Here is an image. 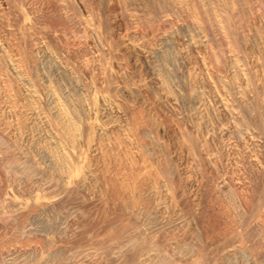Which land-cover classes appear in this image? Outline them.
<instances>
[{"label":"bare ground","instance_id":"6f19581e","mask_svg":"<svg viewBox=\"0 0 264 264\" xmlns=\"http://www.w3.org/2000/svg\"><path fill=\"white\" fill-rule=\"evenodd\" d=\"M193 3L0 0V264H226L236 237L264 246V221L244 203L253 193L264 208V0H222L221 18ZM168 54L184 85L198 81L186 63L205 69L209 96L194 93L205 113L168 103L163 88L189 98L174 90ZM170 133L178 147L162 140ZM202 193L227 200L209 202L211 257L183 244L206 220L193 208ZM175 202L193 222L171 214ZM75 206L80 218L63 223Z\"/></svg>","mask_w":264,"mask_h":264},{"label":"rangeland","instance_id":"374dc122","mask_svg":"<svg viewBox=\"0 0 264 264\" xmlns=\"http://www.w3.org/2000/svg\"><path fill=\"white\" fill-rule=\"evenodd\" d=\"M196 1V2H195ZM197 1H200V2H198L197 3ZM226 1V0H225ZM227 1H231V0H227ZM232 1H234V3H235V5H237V3H239V1L238 0H232ZM248 1H250V2H253L254 0H248ZM191 2H194L193 4L195 5V7H197L198 9H200V10H202L203 8H204V10H206V11H214V12H210V13H212L213 14V16H216L217 18H221L222 17V13H224V12H221L220 10H224V8H223V6H221L222 5V0L220 1V0H191ZM208 2V3H207ZM215 2L217 3V4H215ZM203 3L205 4L204 6H202L203 5ZM208 5H207V4ZM213 3V4H212ZM233 3V4H234ZM202 4V5H201ZM219 4V5H218ZM198 5H200L199 7H198ZM207 5V6H206ZM210 5V6H209ZM212 5V6H211ZM216 5L218 6V7H216ZM203 8H202V7ZM220 6V7H219ZM209 7V8H208ZM210 8H212L211 10H210ZM215 8V9H214ZM218 8H220V9H218ZM258 8V11H260V12H263L264 13V8L262 9V7H257ZM257 10V9H256ZM214 13H216L217 15H215ZM169 14V13H168ZM196 15V14H195ZM192 15L191 17H190V19H191V21H196V22H198L199 21V23H201V19H199L198 18V16L196 15ZM194 16H195V18H194ZM219 16V17H218ZM196 17L198 18V20L196 19ZM195 19V20H194ZM164 45H166V44H164ZM237 53H239V51H236V54ZM241 55V54H240ZM173 57H171L170 56V54H168L165 58H163L162 60H164V62H167L165 65V67H167L168 68V74H172L173 73V75L174 76H172L171 77V81H172V83H173V87H174V90L175 89H177L178 88V91H181L182 93H185L186 94V96L188 95L189 96V98L186 100V99H180V97H178V98H176L177 96H175V95H170V94H165V93H167V91H166V89L165 88H163L164 90H162L163 92V94L164 95H166V96H168V98L169 99H167L168 100V103L169 104H171L170 102H172V104L170 105V106H174L173 108H175L176 109V113L178 114V115H189V114H193L194 112L193 111H195L196 110V105H195V103L200 107V102H198L197 100H195L196 99V94L194 95V93H196L195 91H197V94H198V92H199V90L200 91H202V89H210L209 87H208V84L205 86V84L206 83H204L203 81H202V79H204V77H206L205 79H207V78H209V77H207V75H206V71H205V69H202V65H200L199 63H195V61H193V63H186V65H188V66H186V67H189L188 69H190L192 72H193V67H195V65H197V67L195 68L196 70H197V79H198V81H199V85L201 86V88H200V86L198 85V81L197 80H192L190 83H188V85H184L183 84V81L182 82H180V72L178 71L179 69H181V67H180V65H182V64H179V66H178V64H177V62H178V60L176 59V61H175V59H172ZM155 59V58H154ZM158 60L162 63V61L158 58ZM174 60V61H173ZM158 61V64H160V62ZM179 63H180V60H179ZM254 64V63H253ZM191 65V66H190ZM180 67V68H179ZM201 67V68H200ZM210 67H212V69L214 68H219V70H220V72L222 71V72H224L225 73V68L226 67H223V65H221L220 64V66L218 67L217 65H216V63H212L211 65H210ZM203 72H200V70ZM215 69V70H216ZM170 70V71H169ZM190 70H188L189 72H190ZM196 70H194L195 72H196ZM218 70V69H217ZM216 70V71H217ZM170 72V73H169ZM179 72V73H178ZM200 72V73H199ZM176 73V74H175ZM178 74V75H177ZM203 74H205V75H203ZM223 74V73H222ZM188 75V74H187ZM225 74H223V76H224ZM199 76H204V77H201V79L199 80ZM195 81V82H194ZM193 82V84H191ZM202 82L204 83L203 85H202ZM209 81H208V79H207V83H208ZM190 84V85H189ZM198 85V88L199 89H197L196 87H195V89H194V85L195 86H197ZM209 84H210V82H209ZM175 85V86H174ZM192 85H193V87H192ZM211 85V84H210ZM177 86V87H176ZM191 86V87H190ZM204 86V87H203ZM203 87V88H202ZM208 87V88H207ZM211 87V86H210ZM180 89V90H179ZM185 90H186V92H185ZM190 90V91H189ZM208 90H205V91H207L206 93L204 92V91H202L204 94H207L208 95ZM192 91H194L193 92V97H192V95L190 96L189 94H191V92ZM161 93V94H162ZM189 93V94H188ZM207 95H204L205 97L207 96ZM187 96V97H188ZM209 96V95H208ZM208 96L206 97V99L208 98ZM171 97H173V98H171ZM190 97H192V98H190ZM155 98H156V96H155ZM174 98L175 99H177V100H174ZM155 100L156 99H154V103H155ZM193 100V102H191ZM189 102V103H188ZM195 102V103H194ZM198 102V103H197ZM193 103V104H192ZM191 104V105H190ZM159 104H155L154 106H156V107H154V109H155V112H159L158 114H161V116H163L162 117V119H164V120H166V121H169L168 119H169V115H168V113H167V111H165L164 109L163 110H161L160 111V109H159V106H158ZM189 105V106H188ZM193 105V106H192ZM202 106V105H201ZM192 107V108H191ZM204 106H202V108H203ZM182 108V109H181ZM201 108V107H200ZM189 109V110H188ZM193 109V110H192ZM179 111V112H178ZM191 112V113H190ZM203 112L205 113V107H204V110H203ZM189 113V114H188ZM165 115H166V117H165ZM184 126L186 127V129H188L189 130V132L191 133V130L194 132V134H195V130H193L192 129V127H191V122L189 121V120H187V122L184 124ZM154 132H156V130L154 131ZM154 132H152L150 135L152 136V137H150L151 138V141L153 142V141H155V135H156V133L158 134V132H156V133H154ZM192 132V133H193ZM158 135H160V134H158ZM170 135H171V133H170ZM198 135H201V134H199L198 133ZM154 136V137H153ZM160 137H162L161 135H160ZM170 138L172 137V139H171V141H176V138H175V136H173V135H171V136H169ZM168 137V138H169ZM164 139H162L163 141H165L166 143L169 141V143H167V144H169L171 147L172 146H174L175 145V147H178V144H177V141L176 142H174L175 144H173V142H171L170 141V138L169 139H166V136H164L163 137ZM167 140V141H166ZM150 141V142H151ZM172 143V144H171ZM171 151L173 150L172 148L170 149ZM185 150V149H184ZM184 152H187L186 150L184 151ZM186 155L189 157V155L186 153ZM225 165V164H224ZM225 169L224 170H222V172H223V175L225 174V175H229V173H226L227 172V170H226V167H224ZM226 171V172H225ZM225 172V173H224ZM166 176V175H165ZM253 194V193H252ZM252 194H250V195H248L245 199H244V203H245V208H246V210L249 212V214H251V218H252V223L254 222V221H260V222H263L264 221V208H260V209H258L257 208V199H258V196H253V198L251 197V195ZM256 194H258V192H256ZM199 196H201L200 197V200H202V201H200L199 200V198L197 199V200H199L198 202H200V203H198L197 201H196V204H193V208L195 209H191V208H187V206H185L186 207V209L185 208H183V204H181L180 202H175V204H176V206H175V204H173V206H175V209H174V211L171 213L172 215H174L176 218H177V220H178V218H180L181 216H186V214L188 215L189 213H190V210H194V211H196L198 208V214L199 215H201L202 213L204 214H202L201 216H203L204 217V219L206 218V220H202V221H200V222H198V223H201V224H199V226H195L193 223V231H191L190 232V230H189V232L190 233H187V238H189L190 239V237H191V239H194V240H188L187 238H186V240H185V242H183V244L185 245V243L187 242V244H186V246H190V245H193V244H191V243H193V242H191V241H194V244L196 245V246H198L199 248H203V247H206V249L205 248H203V250H202V252H203V255H205V256H207V253L208 254H210V257L212 256V248H214L215 247V242H216V240H215V238H216V236L214 237L213 236V234L215 235V232L211 229V226H210V224H209V220L211 219V222L213 221V219L215 220V219H217L214 215H216V214H213V212H211V201L213 202L212 203V205L213 204H215V205H219V206H226L225 204L227 203V200L226 199H224V197L223 196H220V195H218V197H217V195H215L214 194V196H213V194H208V193H202V194H199ZM210 196V197H209ZM202 198V199H201ZM251 198V199H250ZM223 199V200H222ZM253 199V200H252ZM214 200V201H213ZM226 201V202H225ZM254 201H256V202H254ZM204 202V203H203ZM210 202V203H209ZM215 202V203H214ZM222 202L224 203L223 205H222ZM246 202H247V204H249V205H246ZM163 203V204H162ZM207 203V204H206ZM217 203V204H216ZM162 204V205H161ZM200 204H202V205H200ZM203 204H206V205H203ZM165 205H166V203L165 202H162V200H161V203H160V205H159V208H158V220L159 221H163V222H165V223H167V221H168V214H169V208H166L165 207ZM182 205V206H181ZM194 205H196V206H194ZM210 205V206H209ZM200 206H202V208H203V210H201L202 208L200 207ZM207 208H206V207ZM254 206V207H253ZM76 207L77 206H75V207H73L72 209H70V210H72V211H70V214L69 215H67L64 219H63V223H64V220L66 221V220H68L69 218H71V216H72V220H75L76 221V219H74L75 218V216L77 215V216H79L78 218H80V214H82V211H81V209H80V211H79V209H76ZM177 207V208H176ZM179 207H180V209L181 210H178L179 209ZM205 207V208H204ZM197 208V209H196ZM157 209V207L155 206L154 207V210H156ZM162 209V210H161ZM165 209V210H164ZM176 209H177V211L178 212H176ZM186 211H185V210ZM208 209V210H207ZM75 210H77L78 212H75ZM167 210H168V212H167ZM182 211V212H181ZM175 212V213H174ZM200 212V213H199ZM79 213V214H78ZM166 213V214H165ZM174 213V214H173ZM182 213V214H181ZM211 213H212V215H211ZM163 214V215H162ZM176 214V215H175ZM207 214V215H206ZM71 215V216H70ZM179 215H181V216H179ZM70 216V217H69ZM76 216V217H77ZM212 216V217H211ZM214 216V217H213ZM254 216V217H253ZM258 216V217H257ZM259 216H260V218H259ZM187 217H188V220H190V214L188 215V216H186V219H187ZM162 219V220H161ZM191 220H192V218H191ZM190 220V222H193V221H191ZM207 220H208V222H207ZM262 220V221H261ZM59 221V220H58ZM59 223H61V224H63L62 223V219H60V222ZM160 223V222H159ZM206 223V224H205ZM60 224V225H61ZM161 224V223H160ZM195 224H196V222H195ZM57 225H59L58 223H57ZM77 225V224H76ZM76 225H74V226H76ZM220 225L222 226L220 229L221 230H226V225L224 224V223H220ZM194 226L196 227V229L194 228ZM76 227H78V226H76ZM78 228H81V227H78ZM205 231H204V230ZM83 230V229H82ZM195 230V231H194ZM199 230H201L200 231V233L202 234V238H201V234L199 233ZM212 230V231H211ZM195 232V233H194ZM196 232H197V234H196ZM191 233H193V234H191ZM210 233V234H209ZM191 234V235H190ZM209 234V235H208ZM212 234V235H211ZM192 235H193V237L194 238H192ZM198 237H197V236ZM197 237V239H195ZM203 238H205V240L203 239ZM246 238L248 239V240H246ZM73 237H70V238H68L67 239V241L68 242H70V241H73ZM170 239H171V237H170ZM199 239H201V240H199ZM203 239V240H202ZM239 238H235L234 239V241H233V243H231V245H230V247L228 246V248H230V249H236V252L235 253H232L231 254V256H230V258L228 259V261L226 262V264H228V262L229 261H232V262H229V264H258V263H260V264H264V252H263V248H264V246L262 245V243H261V241L260 240H257V239H252V238H249V237H245L244 239H243V241L241 240V239H239ZM195 240H199V241H195ZM208 240V241H207ZM210 240H212V242L210 241ZM255 242H254V241ZM237 241V242H236ZM252 241H253V243H255V244H253L252 243ZM260 241V242H259ZM78 242H80V241H78ZM198 242H199V245H198ZM204 242H205V244H204ZM239 242V243H238ZM241 242H243V243H241ZM257 242V243H256ZM197 243V244H196ZM235 243V244H234ZM249 243V244H248ZM258 243H260V245L258 244ZM234 244V245H233ZM243 244V245H242ZM246 244V245H245ZM248 244V245H247ZM250 244H252V245H250ZM257 244H258V246H257ZM157 245V246H156ZM155 246H154V248L157 250V251H162L159 247H161L159 244H156ZM212 245V246H211ZM240 245H242L243 247H247V246H249V247H247V249L248 250H251V252L250 251H243V248L240 246ZM255 245V246H254ZM202 246V247H201ZM257 246V247H256ZM210 247V249H208ZM237 247H238V249H237ZM242 248V249H241ZM253 248V249H252ZM257 248V249H256ZM259 248V249H258ZM240 249H241V251H240ZM263 249V250H262ZM256 250L258 251V252H256ZM207 251V252H206ZM242 251H243V253H242ZM253 251V252H252ZM210 252V253H209ZM256 252V253H255ZM259 252H262V253H259ZM206 253V254H205ZM246 253V254H245ZM254 254V257L252 256L253 254ZM250 256H249V255ZM252 254V255H251ZM263 256V257H262ZM207 257H209V256H207ZM250 257H251V259H250ZM256 257V259H254ZM234 258V259H233ZM236 258V259H235ZM260 258H262V260L260 259ZM243 259V260H242ZM260 259V260H259ZM227 260V259H226ZM247 260V261H246ZM259 260V261H258ZM245 262V263H244ZM209 264H211V262H209Z\"/></svg>","mask_w":264,"mask_h":264}]
</instances>
